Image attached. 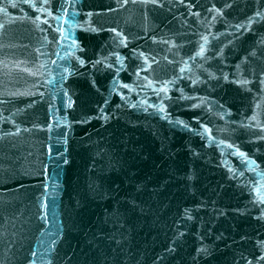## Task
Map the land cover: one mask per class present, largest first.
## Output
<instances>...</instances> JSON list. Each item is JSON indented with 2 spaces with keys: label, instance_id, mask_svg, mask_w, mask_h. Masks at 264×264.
Segmentation results:
<instances>
[{
  "label": "water",
  "instance_id": "water-1",
  "mask_svg": "<svg viewBox=\"0 0 264 264\" xmlns=\"http://www.w3.org/2000/svg\"><path fill=\"white\" fill-rule=\"evenodd\" d=\"M12 2L0 264H264V0Z\"/></svg>",
  "mask_w": 264,
  "mask_h": 264
},
{
  "label": "snow or ice",
  "instance_id": "snow-or-ice-1",
  "mask_svg": "<svg viewBox=\"0 0 264 264\" xmlns=\"http://www.w3.org/2000/svg\"><path fill=\"white\" fill-rule=\"evenodd\" d=\"M153 2H155V0H153ZM9 3L11 4V6H12L13 8H15V7L17 6L15 3L12 2V0H9ZM22 3L27 4L30 8L34 9L36 12L45 11V12H47L48 16H53L52 11L48 10L47 8H45V5H46V4H49V3H50V0H40V2H39V6H37V0H22ZM66 3H68V0H62V3L60 4V7L57 8L56 11H62V12H64V13H67L68 9L64 7V4H66ZM227 6H228V5H225V7H227ZM0 10H3V9H0ZM213 10H215V12H217V13L220 12V9H216V8H215V5H213V8H212V9H209V11H213ZM88 15H91V13H89ZM254 15H255V16H260V15H261V12L257 11L256 13H254ZM29 18L32 19L31 17H29ZM53 19H55V20H59V19H61V17H60V16H53ZM73 19H74V17H73ZM40 20H41V17H40L39 15H37V16L34 17V22H35V21H40ZM43 22H44V23H47V18H45ZM247 23H248V24H251V23H252V19H251V18H248ZM241 26H242V25H237L238 28L241 27ZM2 27H3V25L0 24V28H2ZM93 30L95 31L96 29H93ZM245 30H247V29H245ZM54 31H55V32H59V33L61 34V36L64 37V29H63L62 27L56 28V29H54ZM110 31H112L113 33H116L117 36H123V34H122V33H118L117 30H116L115 28H112ZM64 38H66V37H64ZM126 39H127V37H123V38L120 40V43L123 44V43H124V40H126ZM202 39H205V40H206V37H202ZM71 47L76 48V47H78V45L76 44L75 41H73ZM202 53H203V46H201L200 53H198V54H202ZM218 54H219V53H218ZM140 55H141V56H144L143 53H140ZM105 59H106V58H105ZM77 60H78V62H79L81 65H83V64L85 63V61H84L83 59H80L79 57H77ZM116 60H117V62H121V61H120V57H119V55L116 56ZM100 62H101V61H99V60L96 61V63H100ZM108 67L111 68L112 65H108ZM237 68H239V65H237ZM25 71H29L30 74H32V75H35V74H36V73L31 72L29 69H25ZM65 71H68V69H65ZM137 72H139V69L137 70ZM260 76H261V77H264V71H262V72L260 73ZM113 79H115V77H113ZM225 79H227V77H225ZM235 82H236L237 84H241V85H248V84L250 83V81H249L247 78L237 79ZM150 83H151V82H150ZM164 83H165V85H166L168 82L165 81ZM193 83H195V81H193ZM259 84H260L259 93H264V79H260V80H259ZM121 87H123V88H129V90H131V89H130V85H128V84H122ZM161 90L166 92V91H167V88L164 87V88H162ZM249 91H251V89H249ZM259 93H258V94H259ZM105 103H107V100H105ZM194 106H195V105H194ZM256 106L259 107V104H257ZM160 111H161V112L164 111L163 107L160 108ZM249 119H251V120H256V119H257V114H256L255 112H253V115H252L251 117H249ZM257 124H258V126L264 128V125H260V124H259V121H257ZM185 127H187V125H185ZM205 131H207V128H206V127H205ZM260 138H261V139H264V137H260ZM229 146L231 147V145H229ZM239 155L243 156V155H245V154L242 153V152H240ZM254 191L259 192V189H255ZM258 198H259V197H258ZM259 199H260V203H264V198H259ZM262 215H264V213H262ZM242 239H243V237H242ZM198 251H199V250H198ZM33 255H34V254H33Z\"/></svg>",
  "mask_w": 264,
  "mask_h": 264
}]
</instances>
